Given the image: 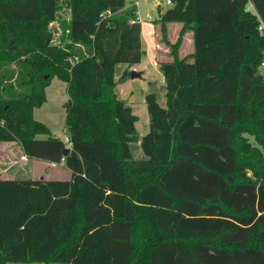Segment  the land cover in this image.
I'll return each mask as SVG.
<instances>
[{
	"label": "trees",
	"instance_id": "16d2710c",
	"mask_svg": "<svg viewBox=\"0 0 264 264\" xmlns=\"http://www.w3.org/2000/svg\"><path fill=\"white\" fill-rule=\"evenodd\" d=\"M126 1L0 0V141L70 169L0 177V264H264V0L157 5L171 58L158 61L164 104L145 93L141 157L137 115L117 90L130 69L115 78L117 63L146 55ZM59 2L69 14L55 42ZM170 22L181 23L175 41ZM186 30L193 50L180 55ZM54 76L68 93L65 153L33 115Z\"/></svg>",
	"mask_w": 264,
	"mask_h": 264
},
{
	"label": "rangeland",
	"instance_id": "374dc122",
	"mask_svg": "<svg viewBox=\"0 0 264 264\" xmlns=\"http://www.w3.org/2000/svg\"><path fill=\"white\" fill-rule=\"evenodd\" d=\"M134 0H127L126 5L130 6L134 4ZM54 10V16L52 18V24L55 25V33L53 38L61 39L63 32V25L61 21L66 20L68 17V10L64 3L59 2ZM137 13L141 20H143L144 27L142 29L143 36L142 42L146 48L145 57L138 63L133 65H127L124 62H119L115 67V78H118L124 69H135L140 71L139 76L131 77L130 75L126 79L117 84L118 94L123 98L127 104L132 107L133 112L137 115L135 121L136 133L138 134V140L132 144L133 154L135 157L143 156V151L139 145L141 136L148 130L149 116L147 106L145 103V93L152 89L159 93V102L164 104L163 97V77L158 69V61L169 59V48L164 43L162 33L160 30V24L156 20L157 17V5L164 8L167 6L166 0H136ZM135 4V5H136ZM34 4H30V10ZM250 9H254L251 3H248ZM28 10V11H30ZM62 21V22H63ZM142 23V22H141ZM181 26L180 22H171L167 24L166 36L170 41H175L178 36V30ZM66 31V30H65ZM149 31V32H148ZM148 34H145L147 33ZM149 41L150 43H148ZM150 46V47H149ZM193 50V38L192 31L186 30L181 39L179 46V54L185 55ZM149 53V54H148ZM12 67H16L14 64ZM260 72L264 73L263 68H259ZM4 87V88H2ZM9 87L4 85L0 79V93H4ZM10 89V88H9ZM46 100L41 106L35 107L33 115L36 119H39L46 123L52 135L62 138L66 145L67 141V128L65 125V107L63 101L68 99V93L66 90L65 81L54 76L50 83L45 87ZM42 136V135H37ZM248 140L257 145L253 135L246 134ZM20 150L16 146V143H12L9 147L2 145L0 147V173L8 174L7 176L17 178H27L29 175H20L18 171V160L14 161L18 157ZM35 169L37 170L35 175L40 178H69L66 168L62 163L50 164L47 160L39 158L34 162ZM5 264H63L59 262H6Z\"/></svg>",
	"mask_w": 264,
	"mask_h": 264
},
{
	"label": "crops",
	"instance_id": "0c3cea01",
	"mask_svg": "<svg viewBox=\"0 0 264 264\" xmlns=\"http://www.w3.org/2000/svg\"><path fill=\"white\" fill-rule=\"evenodd\" d=\"M134 4H136V0H134ZM136 6H137V4H136ZM137 8V7H136ZM139 21H140V24H141V34H142V36H143V31H142V29H143V27H144V25H142L144 22H143V20H141L140 19V17H139ZM142 22V23H141ZM171 23V22H170ZM149 32V31H148ZM148 32L147 33H145V34H148ZM148 43H150L149 41H147ZM150 47V46H149ZM149 54V53H148ZM34 111V110H33ZM68 134V133H67ZM42 136H44V135H42ZM67 139H68V136H67ZM12 143H16V146L18 147V149L20 150V153H19V155H18V157L17 158H15V160L14 161H17L18 160V165H19V167H18V171H17V173L19 172V174L20 175H29L27 178H32V179H36V178H40V177H37L36 175H35V173H36V169H35V167H33L34 166V162H36V160H38L39 158L38 157H34V156H29V155H27L25 152H24V150H23V148L21 147V145L17 142V141H15V140H9V141H0V147L2 146V145H4L5 147L6 146H10ZM46 160V159H45ZM50 164H53V163H55V162H53V161H50V160H47ZM59 163H62L63 164V166L66 168L65 170L67 171V174H68V177H70V169L67 167V166H65L64 165V162L63 161H61V162H59ZM2 171V168H0V172ZM8 174H3V173H0V177H9V178H17V177H10V176H7ZM46 179H49V178H47V177H45ZM50 178H56V177H50Z\"/></svg>",
	"mask_w": 264,
	"mask_h": 264
},
{
	"label": "built area",
	"instance_id": "2783aa9c",
	"mask_svg": "<svg viewBox=\"0 0 264 264\" xmlns=\"http://www.w3.org/2000/svg\"><path fill=\"white\" fill-rule=\"evenodd\" d=\"M171 1L170 0H166V3H170ZM138 19H139V16H138ZM259 28L261 29V31L264 33V24L263 23H261L260 25H259ZM54 39V38H53ZM54 41L55 42H58L59 40H56V39H54ZM260 68H263L264 69V57L262 58V60H261V62H260ZM67 146H69L70 145V142L69 141H67Z\"/></svg>",
	"mask_w": 264,
	"mask_h": 264
},
{
	"label": "water",
	"instance_id": "95a60500",
	"mask_svg": "<svg viewBox=\"0 0 264 264\" xmlns=\"http://www.w3.org/2000/svg\"><path fill=\"white\" fill-rule=\"evenodd\" d=\"M139 75H140V71H136L135 69H131V70H130V76H131V77L139 76ZM68 149H69V147L66 146V147L64 148L63 152H64V153L67 152Z\"/></svg>",
	"mask_w": 264,
	"mask_h": 264
}]
</instances>
